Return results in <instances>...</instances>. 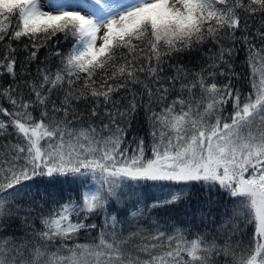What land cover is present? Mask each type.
I'll return each mask as SVG.
<instances>
[{
	"label": "snow or ice",
	"instance_id": "snow-or-ice-1",
	"mask_svg": "<svg viewBox=\"0 0 264 264\" xmlns=\"http://www.w3.org/2000/svg\"><path fill=\"white\" fill-rule=\"evenodd\" d=\"M4 75L0 264H264V0H0Z\"/></svg>",
	"mask_w": 264,
	"mask_h": 264
},
{
	"label": "trees",
	"instance_id": "trees-1",
	"mask_svg": "<svg viewBox=\"0 0 264 264\" xmlns=\"http://www.w3.org/2000/svg\"><path fill=\"white\" fill-rule=\"evenodd\" d=\"M112 0H105V2H109ZM237 48H240V51L237 52L234 60V70L240 74L241 80L236 81V84L238 87L242 86L245 90L248 89V83L244 77H247L249 74V66L247 64V51L243 47H241L240 44L236 45ZM44 52L41 51V57H43ZM185 62H187V58L185 59ZM192 63H196L195 58H192ZM8 77L6 75L0 76V83H6ZM230 107V106H229ZM132 133H136L140 136H147L148 133V126L144 122L143 113L141 112L140 115L136 118V120L133 121L132 130L129 133V139H131ZM59 183H57L54 187L55 190L62 192L65 197L69 195H74V188L75 185L72 184L71 178H58ZM186 192L188 195L182 199L175 208L169 213L170 216L173 217V219L170 221V223H178L179 221L187 222L191 220L190 213L198 208H201L204 206V202L208 196H211L214 200H227L229 199L226 194H224L221 190L217 188V191H213L209 193L204 188H202L199 184L190 185ZM148 197L150 198L148 202L151 201V198H156L162 196V193L157 190L156 187H149L147 188ZM167 217H165L166 219ZM93 223L102 224L103 223V217H97L93 218ZM125 227H127L125 225ZM253 231L252 227L250 226L247 229V232L251 234ZM98 235L97 231H85L82 232L79 236V242L81 243H87L89 242L94 236Z\"/></svg>",
	"mask_w": 264,
	"mask_h": 264
},
{
	"label": "rangeland",
	"instance_id": "rangeland-1",
	"mask_svg": "<svg viewBox=\"0 0 264 264\" xmlns=\"http://www.w3.org/2000/svg\"><path fill=\"white\" fill-rule=\"evenodd\" d=\"M111 2H114V0L110 1V3H111Z\"/></svg>",
	"mask_w": 264,
	"mask_h": 264
}]
</instances>
